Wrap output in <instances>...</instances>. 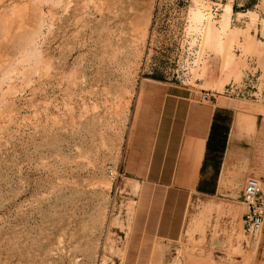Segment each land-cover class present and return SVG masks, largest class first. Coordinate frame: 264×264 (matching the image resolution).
Wrapping results in <instances>:
<instances>
[{"label": "rangeland", "instance_id": "rangeland-1", "mask_svg": "<svg viewBox=\"0 0 264 264\" xmlns=\"http://www.w3.org/2000/svg\"><path fill=\"white\" fill-rule=\"evenodd\" d=\"M177 89L255 118L226 192L208 159L195 191L139 183ZM259 162L264 0H0V264H264V224L241 229Z\"/></svg>", "mask_w": 264, "mask_h": 264}, {"label": "crops", "instance_id": "crops-1", "mask_svg": "<svg viewBox=\"0 0 264 264\" xmlns=\"http://www.w3.org/2000/svg\"><path fill=\"white\" fill-rule=\"evenodd\" d=\"M230 105L233 104L225 101L209 110L193 91H170L161 102L151 152L139 183L160 188L181 184L195 191L202 183L201 172L206 169L208 159L209 163H214V175L209 183L216 193L226 192L231 170L237 162L236 154L240 170H245L241 171V177L239 175L241 180L252 166L242 160L244 144L234 140V136L245 130L253 132L256 121L242 112L234 113L227 107ZM226 113H229L228 118L224 117ZM257 164L264 186V164ZM262 194L264 196L263 190Z\"/></svg>", "mask_w": 264, "mask_h": 264}, {"label": "built area", "instance_id": "built-area-1", "mask_svg": "<svg viewBox=\"0 0 264 264\" xmlns=\"http://www.w3.org/2000/svg\"><path fill=\"white\" fill-rule=\"evenodd\" d=\"M112 173L109 172L110 177H113ZM241 202L245 208L241 218V229L243 235L254 242L264 224L262 182L255 178H248L242 190Z\"/></svg>", "mask_w": 264, "mask_h": 264}, {"label": "bare ground", "instance_id": "bare-ground-1", "mask_svg": "<svg viewBox=\"0 0 264 264\" xmlns=\"http://www.w3.org/2000/svg\"><path fill=\"white\" fill-rule=\"evenodd\" d=\"M232 11H231V8L230 7H226L225 9V15L223 17V20H222V26L225 28L227 27V24H228V18L230 17ZM224 14V13H223ZM198 19H201V17L198 15L197 17ZM211 29L210 25H208L207 29H206V32H205V36H206V39H208L210 36H209V30ZM231 51H229V46L228 44H226L225 46H223V49H222V57H223V63L225 66H227L231 60H232V55L230 54ZM224 104V101H221V105ZM199 148H201V141L199 142ZM200 201H193V205L194 206H198L200 205ZM231 241L232 243H237L239 241V235H236L234 232L233 234L231 235Z\"/></svg>", "mask_w": 264, "mask_h": 264}]
</instances>
